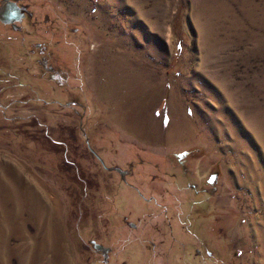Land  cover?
<instances>
[{
  "label": "rangeland",
  "instance_id": "374dc122",
  "mask_svg": "<svg viewBox=\"0 0 264 264\" xmlns=\"http://www.w3.org/2000/svg\"><path fill=\"white\" fill-rule=\"evenodd\" d=\"M16 1L0 264H264V0Z\"/></svg>",
  "mask_w": 264,
  "mask_h": 264
},
{
  "label": "water",
  "instance_id": "95a60500",
  "mask_svg": "<svg viewBox=\"0 0 264 264\" xmlns=\"http://www.w3.org/2000/svg\"><path fill=\"white\" fill-rule=\"evenodd\" d=\"M26 15L32 17V13L29 11L28 6L22 5L19 6L17 2L11 0H3L0 6V21L6 25H14L22 21ZM112 171L118 172L123 180L127 175V172L119 169L113 168ZM97 252H102L104 254L105 262L108 261L109 249L104 248L101 245L93 244Z\"/></svg>",
  "mask_w": 264,
  "mask_h": 264
},
{
  "label": "flooded vegetation",
  "instance_id": "af4514ba",
  "mask_svg": "<svg viewBox=\"0 0 264 264\" xmlns=\"http://www.w3.org/2000/svg\"><path fill=\"white\" fill-rule=\"evenodd\" d=\"M13 2H17L19 6H22V4L20 3V1H13ZM2 4V3H1ZM33 18V14H32V17H29L28 15H26L24 18H22V21L17 23L16 26L14 25H6L4 23H2L0 21V25H3V26H6V27H9L11 30L15 31V32H18V33H21V26L20 24L24 23L25 21L29 20V19H32ZM38 50H40V55L43 56L45 54V47H42L40 45H37L36 46ZM32 53H35L34 51H31ZM39 62H41V60H39ZM45 62V65H44V68L45 70H47V72H50V73H53L56 72L52 67H50L48 64H47V61L44 60Z\"/></svg>",
  "mask_w": 264,
  "mask_h": 264
}]
</instances>
